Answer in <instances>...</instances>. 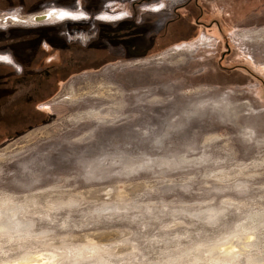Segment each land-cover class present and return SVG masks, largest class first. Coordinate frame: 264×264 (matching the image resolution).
I'll return each instance as SVG.
<instances>
[{
    "label": "rangeland",
    "instance_id": "rangeland-1",
    "mask_svg": "<svg viewBox=\"0 0 264 264\" xmlns=\"http://www.w3.org/2000/svg\"><path fill=\"white\" fill-rule=\"evenodd\" d=\"M96 1L0 0V30L67 27L84 57L100 55L127 34L102 15L131 0ZM154 2L200 25L75 70L38 123L0 138V264H264V0ZM65 8L81 16L29 18ZM69 47L46 61L65 64Z\"/></svg>",
    "mask_w": 264,
    "mask_h": 264
},
{
    "label": "flooded vegetation",
    "instance_id": "flooded-vegetation-1",
    "mask_svg": "<svg viewBox=\"0 0 264 264\" xmlns=\"http://www.w3.org/2000/svg\"><path fill=\"white\" fill-rule=\"evenodd\" d=\"M154 1L156 0H131L129 10L124 11L122 17L113 21V23L120 22L124 26L128 25L130 21L132 23L127 27L132 28L134 23L138 21L137 19L135 22L131 21L138 12V7L146 5L145 18L151 19L152 24L158 29L166 28L162 31L163 33H161L156 44L153 42L152 44L137 45L132 52L125 53L126 55L141 56L148 52H155L165 44L187 39L194 33V27L200 25L198 19L193 23L188 21L190 14L187 13L182 16L177 8L170 7L172 6L171 3L170 6L163 2L157 5V2ZM60 29L58 25H48L45 28L16 29L15 37L10 39V43L17 46H10L9 56L15 60L20 68L18 72L16 69H10V67L0 64V108L4 109L6 106V113H0V122L9 121L3 123L5 124L4 127H0V138L13 137L14 132L21 133L38 123L42 117L39 106L55 91L58 83L75 70L81 67L95 66L100 60L108 57L90 56L88 54H85L84 57L80 45L73 41L70 43V50L74 51L75 54H72L71 51L72 55L65 64L58 65L59 62H52V58L46 61V55L51 51L56 56L64 57L63 52L66 50L62 47L58 48V45L67 41L65 37L67 27L63 30L64 33ZM40 36L45 38L46 50H42L38 46ZM116 54H118L117 56H124L122 53L117 52ZM41 57L45 59L43 63H41ZM41 65L44 66L41 67Z\"/></svg>",
    "mask_w": 264,
    "mask_h": 264
},
{
    "label": "crops",
    "instance_id": "crops-1",
    "mask_svg": "<svg viewBox=\"0 0 264 264\" xmlns=\"http://www.w3.org/2000/svg\"><path fill=\"white\" fill-rule=\"evenodd\" d=\"M62 8H64V7H62ZM65 9H68L69 10V8H65ZM70 10L72 11V9H70ZM88 13H91V12H88ZM83 14L85 15V18H86L87 15L84 12H83ZM112 17H114V16H112ZM117 17L112 18V19H108L107 21H115ZM118 18H120V17H118ZM120 25H121L122 28L124 27L123 24L120 23ZM142 25L143 24H140L139 25L137 22H135L134 23V28L131 31L126 32L127 34L125 33L126 34L125 35L126 38L124 40H122V42H119V41L113 42V44H111L110 48L108 47L109 45H105L104 46V44H102V47H104V49H102L103 52L100 55H99L100 52L98 53L96 50H90V52L88 53V55H90V56H99V57H106L109 54H111V52L112 53H117V52L118 53H122V52H124V53L129 52L130 53V52H132L134 50L135 46H131V48H130L128 44H132V45H137V44L138 45H140V44L141 45H146V44H152L153 42H155V44H156V42L158 40V37H159L157 33L161 29L156 28L152 23H150V24H148L146 26V30H144V31L140 30L139 31L137 28H139ZM39 27H41V26H38L36 28H39ZM126 28L127 27H124V29H126ZM15 30L16 29H14V28H12L11 31L0 30V54L1 55L4 54L10 60V61H0L1 64L6 63V64L13 65V66H16V64H17L15 62V60L9 56L10 54L8 52V50H10V46L12 44V43H10V39L11 38L9 36H10L11 32L14 31L13 37H12V38H14L15 37ZM116 30L120 31V34L122 35L123 31L121 29H117L116 28ZM138 31H139V33H138ZM145 31L148 32L147 35L143 33ZM96 39L97 38H94L92 40L91 44L92 45H95L94 47H101V45L98 42H95ZM126 43H128V44H126ZM67 45L69 47L71 44L68 43V41H64L61 45H58V48L62 47L64 49H66L67 48ZM38 46H40L42 50H46V42H45V38L43 36H40V41L38 43ZM127 55H129V54H127ZM40 106H39V109H40ZM5 107H4V109L0 108V113L1 112L2 113H4V112L6 113V108ZM40 111H42V109H40ZM42 114H43V111L41 112L40 115H42ZM7 122H9V121H5L4 120V121H2L0 123H7Z\"/></svg>",
    "mask_w": 264,
    "mask_h": 264
},
{
    "label": "bare ground",
    "instance_id": "bare-ground-1",
    "mask_svg": "<svg viewBox=\"0 0 264 264\" xmlns=\"http://www.w3.org/2000/svg\"><path fill=\"white\" fill-rule=\"evenodd\" d=\"M54 7H56V6H54ZM46 9L40 10V11H37V12H33V13H29V14H31V16L29 17V18H31L30 20H32L34 22H37V23H44L45 21L48 22V20H65V19H73V20H75V19H78L81 16L80 13H76V12L69 11V10H66V9H53V10L52 9L51 10H46ZM61 13H64V15H61ZM84 13L86 14V12H84ZM37 16H42V18L41 19H37L36 18ZM102 17L106 18V19L115 18V16L112 17L109 14H103ZM8 18H9V16H6L3 20H7ZM17 18L18 17L15 16V17H13L11 19L14 20V21H19ZM24 18H21V19H23L22 21L28 20V19L25 20ZM2 60L10 61L9 58L6 57L5 55H0V61H2Z\"/></svg>",
    "mask_w": 264,
    "mask_h": 264
},
{
    "label": "trees",
    "instance_id": "trees-1",
    "mask_svg": "<svg viewBox=\"0 0 264 264\" xmlns=\"http://www.w3.org/2000/svg\"><path fill=\"white\" fill-rule=\"evenodd\" d=\"M95 2L97 3L98 1H96L95 0ZM94 2V3H95ZM23 3V0H18V4L19 5H21ZM94 6H98V3H97V5L95 4ZM56 7H58V6H56ZM100 7V6H99ZM99 7H97V8H95V9H99ZM23 10L25 11V12H28V11H31L33 8H34V6H32V7H27V6H23ZM86 8V11H88V12H91L92 11V9L90 8V6L89 7H85ZM94 10V9H93ZM120 29L123 31V33H126V32H124V31H126V30H124V27L122 28V27H120ZM128 32V31H127ZM10 38H12L13 37V34L11 35L10 34V36H9ZM126 44H128V43H126ZM12 46H17V45H14V44H11ZM129 45V47L131 48V46H134V45H132V44H128ZM67 47H68V45H67ZM110 56H111V54H110ZM142 56V55H141ZM109 57V56H108ZM128 57H131V58H133V57H140V56H134V55H128ZM5 126V124H3V123H0V127H4Z\"/></svg>",
    "mask_w": 264,
    "mask_h": 264
},
{
    "label": "water",
    "instance_id": "water-1",
    "mask_svg": "<svg viewBox=\"0 0 264 264\" xmlns=\"http://www.w3.org/2000/svg\"><path fill=\"white\" fill-rule=\"evenodd\" d=\"M36 18H37V19H41V18H42V16H37Z\"/></svg>",
    "mask_w": 264,
    "mask_h": 264
},
{
    "label": "built area",
    "instance_id": "built-area-1",
    "mask_svg": "<svg viewBox=\"0 0 264 264\" xmlns=\"http://www.w3.org/2000/svg\"><path fill=\"white\" fill-rule=\"evenodd\" d=\"M87 38H88V37H87ZM87 38H86V39H87ZM81 40L83 41V39H82V38H81Z\"/></svg>",
    "mask_w": 264,
    "mask_h": 264
},
{
    "label": "snow or ice",
    "instance_id": "snow-or-ice-1",
    "mask_svg": "<svg viewBox=\"0 0 264 264\" xmlns=\"http://www.w3.org/2000/svg\"><path fill=\"white\" fill-rule=\"evenodd\" d=\"M61 15H64V13H61Z\"/></svg>",
    "mask_w": 264,
    "mask_h": 264
}]
</instances>
